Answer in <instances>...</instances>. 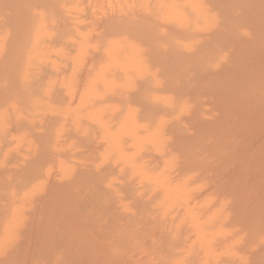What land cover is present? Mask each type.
<instances>
[{
  "label": "bare ground",
  "instance_id": "bare-ground-1",
  "mask_svg": "<svg viewBox=\"0 0 264 264\" xmlns=\"http://www.w3.org/2000/svg\"><path fill=\"white\" fill-rule=\"evenodd\" d=\"M0 264H264V0H0Z\"/></svg>",
  "mask_w": 264,
  "mask_h": 264
}]
</instances>
